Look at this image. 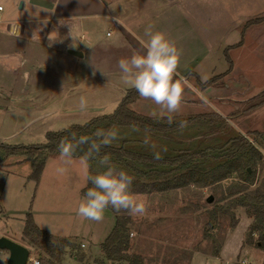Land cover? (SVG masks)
I'll use <instances>...</instances> for the list:
<instances>
[{"label":"rangeland","instance_id":"obj_1","mask_svg":"<svg viewBox=\"0 0 264 264\" xmlns=\"http://www.w3.org/2000/svg\"><path fill=\"white\" fill-rule=\"evenodd\" d=\"M144 1L142 24L134 26L141 44H131L134 53L144 51L146 29L162 32L177 47V71L191 87L185 88L175 113L142 97L130 109L168 123L169 115L172 122L205 116L175 130L168 139L115 127L111 130L118 138L111 145L122 144L153 156L159 153L160 157L195 153L189 169L150 178L116 164L134 178L130 191L146 202V213L133 216L108 207L100 221H93L76 212L80 194L92 187L84 179L81 158L65 164L58 154H47L36 182L30 178V162L22 155L11 156L0 164V237L26 246L29 256L37 259L46 257L55 244L57 264H128L106 259L102 250L114 225L126 223L127 247L120 253L140 256L143 264H239L242 258L264 264L256 249L244 246L252 214L264 208V202L257 203L264 201V135H258L264 133V0H162L164 5ZM114 29L107 25L105 31L110 34ZM5 53H0L2 146H37L49 132L109 115L126 91L133 89L123 83L117 68L119 59L131 56L129 48H115L98 57L100 62L78 60L77 65L59 54L41 55L35 46L16 55ZM23 55L31 61L23 67L29 76L22 84L21 73L9 72L8 66L10 60ZM212 77L216 78L208 87H201L199 83ZM82 96L88 108L83 112L78 107ZM239 136L248 138L261 153L260 159L248 151L236 157L237 170L249 165L248 180H238L233 173L209 184L226 170L224 165L231 159H225V149ZM61 168L62 172L57 171ZM102 170L98 161L87 163L90 175ZM238 189H242L239 197L251 194L247 207L233 206L230 195L241 191ZM27 214L50 235L49 242L37 236L22 238ZM7 258L8 253L0 250V264Z\"/></svg>","mask_w":264,"mask_h":264},{"label":"trees","instance_id":"obj_2","mask_svg":"<svg viewBox=\"0 0 264 264\" xmlns=\"http://www.w3.org/2000/svg\"><path fill=\"white\" fill-rule=\"evenodd\" d=\"M256 22V21H254ZM216 77H212L203 83H199L201 87H208ZM198 80V79H197ZM199 82V80H198ZM140 96L136 90L129 89L126 91L124 96L119 101L116 109L113 113L106 116H98L89 120L88 122L82 125H72L64 130L57 132H49L46 134V140L44 143L37 146H2L0 145V164L7 161V159L14 155H22L25 160H28L31 164V174L30 178L34 181H38L41 175V172L44 168L45 160L47 154H58V145L61 141L71 140L72 135L75 134L79 136L93 137L97 129L111 130L115 127H128L137 130L138 132L147 133L151 136H157L161 138H170L172 133L175 130H178L179 124L181 121H186L187 124L197 119L201 116L182 118L177 121L168 123L167 120H155L147 116H142L137 114L135 111L130 109L129 105L135 103ZM264 135V133H258V135ZM256 146V144H255ZM83 147L81 150H78L74 157L81 158L83 155ZM249 152L257 159L261 158V153L259 148L254 147L250 144V140L244 136L234 137L227 149H225L224 157L228 160L225 163L226 170L215 177H212V182L209 184L218 183L221 180L227 178L229 175L235 173L238 176V180L245 181L248 180L249 172L247 170L249 165H246L242 168L241 171L235 168V163L237 160L236 157L239 153ZM46 153V155H44ZM102 155L107 154L110 157L111 162L116 165H122L126 170L139 175V176H148L152 177H161L168 176L170 174L180 173L185 170H188L190 164L193 161L195 153H190L187 151L180 152L172 157H160L155 159L153 155H148L138 151H132L124 147V145L119 144L118 146L109 145L102 149ZM225 160V161H226ZM97 160H89L87 163L94 164ZM199 186H206L205 184H200ZM241 191L235 192L230 195L231 198H234L233 206H245L250 200L251 194L244 195L246 197H239L238 194ZM86 189L83 190V194ZM247 194V193H246ZM235 196V197H234ZM258 199L257 197H255ZM264 198V195H262ZM264 201H259L257 203H263ZM253 222L248 228V234L244 241V246H253L255 248L261 249L264 251V208L262 210H257L255 214H252ZM125 224L116 223L112 228L109 235L106 237L104 243L102 244V250L104 256L108 260L112 261H125L128 264H143L142 258L140 256L132 255L128 256L121 254L123 248L127 247L125 238L127 236V229ZM25 238H30L32 236H37L43 238L46 242H49L50 235L44 230L39 229L34 221L32 216L27 214L24 229L22 232ZM256 235V238L253 236ZM55 245V244H54ZM50 246V250L46 251V257L40 256V264H57L55 259L56 247ZM66 245L69 246L67 243ZM116 253V256L112 255Z\"/></svg>","mask_w":264,"mask_h":264},{"label":"crops","instance_id":"obj_3","mask_svg":"<svg viewBox=\"0 0 264 264\" xmlns=\"http://www.w3.org/2000/svg\"><path fill=\"white\" fill-rule=\"evenodd\" d=\"M157 1L158 5H164L162 0ZM143 4H146L144 0H0L3 7L0 15V53L16 55L20 50L35 46L41 55L59 54L64 56L65 61L71 60L76 65L78 60L84 59L90 63H95L97 59L100 62L98 57L109 54L115 48H129L132 55V45L141 44L140 37L134 33V26L142 24L146 9ZM33 5L37 11L32 8ZM107 25L116 29L108 34L105 31ZM69 50L77 51L81 56L69 53ZM29 61L23 55L10 60L11 65L8 66L9 72L21 73L22 84L29 76L23 68ZM82 188H79V193ZM80 198L82 202L81 194ZM245 249H256L264 257L261 249L248 246ZM1 257L4 258V255Z\"/></svg>","mask_w":264,"mask_h":264},{"label":"clouds","instance_id":"obj_4","mask_svg":"<svg viewBox=\"0 0 264 264\" xmlns=\"http://www.w3.org/2000/svg\"><path fill=\"white\" fill-rule=\"evenodd\" d=\"M32 8L37 11L35 5ZM145 35L148 39L143 45L142 53H133L117 62L120 79L131 85L140 97L150 99L168 113H175L181 104L185 88L191 87L188 79L177 71L180 53L162 32H153L149 28ZM78 107L82 112L88 110L87 100L83 96ZM167 119L169 123L172 122L171 115ZM186 126V121L179 124L180 128ZM117 138L115 130L97 129L94 138L77 137L73 134L71 140L61 141L58 145L57 158L65 164L70 163L76 152L84 146L81 162L85 167L86 183H90L92 187L84 192L82 202L76 209L80 217L100 221L108 207L116 212L123 210L133 216H143L146 213V202L130 191L134 178L124 169L115 166L107 154H101L102 149L113 144ZM154 158L159 159V153H155ZM93 159L103 169L96 175L87 172V161ZM57 171L62 172L63 169Z\"/></svg>","mask_w":264,"mask_h":264},{"label":"water","instance_id":"obj_5","mask_svg":"<svg viewBox=\"0 0 264 264\" xmlns=\"http://www.w3.org/2000/svg\"><path fill=\"white\" fill-rule=\"evenodd\" d=\"M69 53L74 55H80L81 53L73 50H69ZM207 201L211 202L212 197H207ZM0 250H6L8 252V258L5 264H25L29 257V250L26 246L16 243L6 237H0Z\"/></svg>","mask_w":264,"mask_h":264},{"label":"built area","instance_id":"obj_6","mask_svg":"<svg viewBox=\"0 0 264 264\" xmlns=\"http://www.w3.org/2000/svg\"><path fill=\"white\" fill-rule=\"evenodd\" d=\"M2 10H3V7L0 5V15H1ZM80 246L84 247V244H80ZM25 264H40V262H39V259L29 256ZM239 264H249V263H247V260L245 258H242Z\"/></svg>","mask_w":264,"mask_h":264}]
</instances>
